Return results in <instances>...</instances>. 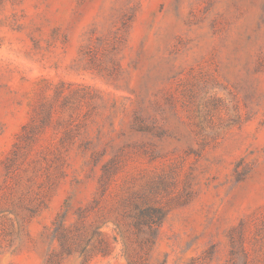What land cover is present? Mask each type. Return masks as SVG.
Here are the masks:
<instances>
[{
	"label": "rangeland",
	"instance_id": "rangeland-1",
	"mask_svg": "<svg viewBox=\"0 0 264 264\" xmlns=\"http://www.w3.org/2000/svg\"><path fill=\"white\" fill-rule=\"evenodd\" d=\"M0 264H264V0H0Z\"/></svg>",
	"mask_w": 264,
	"mask_h": 264
},
{
	"label": "trees",
	"instance_id": "trees-1",
	"mask_svg": "<svg viewBox=\"0 0 264 264\" xmlns=\"http://www.w3.org/2000/svg\"><path fill=\"white\" fill-rule=\"evenodd\" d=\"M164 211L161 207L147 205L138 210L134 216L137 217L136 225H145L149 229L150 236L153 237L156 227L162 220Z\"/></svg>",
	"mask_w": 264,
	"mask_h": 264
}]
</instances>
